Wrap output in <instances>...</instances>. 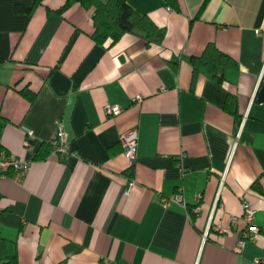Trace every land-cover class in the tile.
Wrapping results in <instances>:
<instances>
[{
    "label": "crops",
    "instance_id": "crops-1",
    "mask_svg": "<svg viewBox=\"0 0 264 264\" xmlns=\"http://www.w3.org/2000/svg\"><path fill=\"white\" fill-rule=\"evenodd\" d=\"M33 2L0 0V148L29 163L20 184L0 180V236L17 264L264 262V0H208L200 14L203 0H129L164 38L110 46L92 41L91 10L16 9ZM209 44L235 64L220 81L191 63ZM107 104L121 114L107 117ZM58 122L72 154L36 159ZM129 129L133 167L120 146ZM177 190L185 208L159 203ZM243 200L260 231L238 249Z\"/></svg>",
    "mask_w": 264,
    "mask_h": 264
},
{
    "label": "trees",
    "instance_id": "trees-1",
    "mask_svg": "<svg viewBox=\"0 0 264 264\" xmlns=\"http://www.w3.org/2000/svg\"><path fill=\"white\" fill-rule=\"evenodd\" d=\"M45 0H34L29 6H18L16 9L25 14L30 13L35 5H40ZM71 1H75L85 10L92 11L93 33L91 39L94 44L107 43L109 46L116 43L125 34H135L145 39L148 43H160L164 38V31L158 28L153 21L146 15L137 14L129 5V0H67L65 6ZM167 5L178 10L175 0H165ZM208 0H203L199 9V14L205 7ZM193 69L205 68L214 79L222 80V74L227 66H235L234 62L226 55L219 52L214 45L209 44L205 47L203 53L199 57L191 60ZM21 93L32 100L33 96L29 90L24 89ZM235 100L227 98L225 110L235 115ZM49 149V150H48ZM50 151L49 146L42 147L36 154V159H42ZM44 153V154H42ZM42 156H41V155ZM0 264H17L14 255L7 252L6 242L0 236Z\"/></svg>",
    "mask_w": 264,
    "mask_h": 264
},
{
    "label": "built area",
    "instance_id": "built-area-1",
    "mask_svg": "<svg viewBox=\"0 0 264 264\" xmlns=\"http://www.w3.org/2000/svg\"><path fill=\"white\" fill-rule=\"evenodd\" d=\"M122 109L118 106L106 105L104 107V113L107 117H117L121 114ZM25 136L27 138L32 136L31 130L23 127L22 128ZM137 131L136 129H129L121 134L120 136V146L122 149V155L127 160L129 167H133L136 153H137ZM24 145L27 146V142H24ZM50 154L59 156L60 158L67 157L72 154L69 150L67 134L62 128L60 122L57 123V131L53 139L49 143ZM29 169V163L20 160L13 155L9 154L6 150L0 148V180L7 179L12 180L18 184L22 182L24 177L27 174ZM135 185V182L132 178L127 179V185L124 191V195H129L132 187ZM159 203L163 207H168L171 204H177L179 206L186 207V204L180 194V191L177 190L170 197H161L159 198ZM242 215L241 219L245 224V227L241 234V239L237 242V248L241 249L245 241L252 242L256 238L257 234L260 231V228L254 223L255 209L247 200L242 201ZM195 212H198L197 208L194 209ZM237 219L235 217L230 218V222L235 224ZM210 225H207L206 231L203 234V240L205 239ZM215 231L218 235H224L228 233L227 228L216 226ZM260 263V262H259ZM261 264H264L262 262Z\"/></svg>",
    "mask_w": 264,
    "mask_h": 264
},
{
    "label": "water",
    "instance_id": "water-1",
    "mask_svg": "<svg viewBox=\"0 0 264 264\" xmlns=\"http://www.w3.org/2000/svg\"><path fill=\"white\" fill-rule=\"evenodd\" d=\"M257 101L259 103H264V84L261 86V88L258 92Z\"/></svg>",
    "mask_w": 264,
    "mask_h": 264
}]
</instances>
